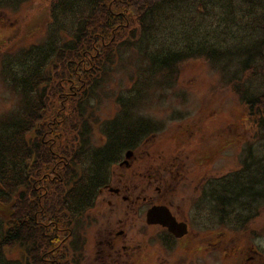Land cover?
<instances>
[{"label": "rangeland", "instance_id": "obj_1", "mask_svg": "<svg viewBox=\"0 0 264 264\" xmlns=\"http://www.w3.org/2000/svg\"><path fill=\"white\" fill-rule=\"evenodd\" d=\"M53 1L12 0L0 7V68L6 53L11 52L14 57L16 52L33 45L43 46L46 52L52 46H56L55 50L67 51L73 45L78 21L90 10V0H86L87 5L84 1L85 5L80 8L83 11L79 9L75 15L62 7L54 13ZM197 1L190 0L182 8L178 5L181 4L179 0H173L158 10L149 32L154 42L151 50L181 49L184 54H189L185 38L190 42L191 39L212 43L218 40L217 44L226 45L235 41L233 33L238 28L234 25L226 28L232 21L228 8L225 10L219 0H203L205 7ZM237 4L234 9L243 20L250 22L251 17L245 10L248 7L240 8ZM257 9L261 10V7ZM257 13L252 14L253 19L257 18ZM133 23L129 27L127 22L119 28L117 34L123 37L124 43L116 44V51L121 49L111 59H100V70L87 88L82 89L79 82H68L63 90L59 79L60 71H63L55 73L56 69L64 67L58 66L56 55L51 54L41 60L38 73L29 75L17 68L18 75H28L27 79L33 85L39 83L37 86L20 87L15 92L8 78L0 74V117L4 114L15 118L24 116L23 108L28 101L38 100L48 85V89L57 93L50 100L53 104L56 98L59 100V94L62 99L73 94L75 99L70 104H81L82 115L75 117L72 109L66 110L70 109L69 102H62L69 107L63 110L57 122L58 131L65 134L66 142L72 139L67 132L76 120L82 127L77 142L80 139L81 143L87 142L83 149L104 146L109 141L105 122L121 114V101L135 95L138 77L145 79L147 72L142 70L149 66L148 56L139 49L143 47L137 42L141 39L139 34L130 33ZM243 34L239 38L248 41L249 36ZM130 38L135 39L133 49L128 48ZM155 53L148 55L158 57ZM134 70H139L138 74H132ZM168 72L172 80H167L165 85L155 84L148 90L147 97L140 100V106L137 105V118H145L155 126L132 148L134 153L128 157L130 166H119V161L126 158L127 149L119 154L118 161L113 159L107 166L110 174L107 183L112 176L110 183L120 189V194L101 188L95 204L78 220L83 247L71 246L70 250L75 257L82 252L80 264H264V256L257 252L264 253L263 201L251 199L247 205L245 197L230 201V195L225 194L228 198H225V211L218 208L217 215L216 211L210 210L214 206L213 199L195 205V198L206 179L230 176L244 166L250 143L254 155L264 156V131L258 130L234 86L227 83L223 73L208 59L185 58ZM259 76L253 79L254 84L261 86L263 75ZM152 80L161 79L159 76ZM53 104H49L48 113H53ZM86 127L88 132L84 130ZM43 130L48 131L49 127ZM85 135L87 139L83 140ZM52 141H56L54 137L45 138L46 146H54L56 142ZM54 153L57 157L58 149ZM85 162L83 164L87 166ZM261 189H264L261 185H255V190ZM155 203L170 205L181 220L187 219L190 224L197 219L199 226L180 241L163 245L162 240H166L164 229L146 222L147 210ZM6 207V204H0V217H6ZM121 229L123 234L118 236ZM5 252V261L23 258L18 246L6 248Z\"/></svg>", "mask_w": 264, "mask_h": 264}, {"label": "trees", "instance_id": "obj_2", "mask_svg": "<svg viewBox=\"0 0 264 264\" xmlns=\"http://www.w3.org/2000/svg\"><path fill=\"white\" fill-rule=\"evenodd\" d=\"M11 1L0 0V7L5 5L4 2L8 4ZM84 1L86 0H54L52 11L55 13L56 9L62 7L73 11L75 15L76 11L85 5ZM172 1L90 0V10L79 19L77 36L67 51H58L55 50L56 46H52V49L46 52L43 46L38 48L33 45L16 52L14 57L11 52L2 57L0 74L5 79L8 78L7 81L15 92L20 87L27 89L28 86L39 84L37 82L33 85V82L27 79L28 75H18L17 68L20 67L21 72L26 71L29 75L38 73L41 60L50 54L56 55L58 66L64 67H57L55 73L62 70L65 74L63 76L60 71L59 79L63 90L68 82H79L82 89L87 88L95 80V73L100 70L102 61L113 58L121 49L116 51V44L124 43L123 37H118L119 28L127 22H134L130 33L135 31L139 34L141 39L137 42L139 46L143 44L139 49L148 56L149 66L142 70L147 72L145 79L138 77L135 95L121 101V114L105 122L104 130L109 141L102 147L83 149L87 142L81 143V139L77 142L82 127L76 120L75 125L69 127L67 132L72 139L66 142L65 134L58 131L60 129L57 120L63 110L69 107L64 103L63 106L62 102L70 104L75 95L67 94L62 99L59 94V100L56 98L57 101L53 104L50 100L56 97L57 93L48 89V85L44 87L38 100L28 101L23 108L24 116L15 118L4 114L0 117V204L7 206L6 217H0V264H80L82 252L75 257L70 250L76 245L77 248L83 247L78 220L87 209L92 208L99 191L109 180V163L113 159L118 161L119 154L124 150H132L144 134L155 126L145 118H137L140 100L147 97L148 90L155 84L165 85L167 80H172L168 77V71L172 70L178 61L204 57L218 67L227 83L234 86V91L246 104L258 130L264 131V0H219L222 7L226 8L225 10L228 8L227 12L232 16L229 18L232 21L227 23L226 28L229 29L233 25L238 28L237 32L233 33L235 41L227 45L220 42L217 44L218 40L215 43L205 40L202 44V41L191 39L190 42L185 38L189 54H184L181 49L166 51L162 48L153 51L150 47L154 42L149 32L153 28L158 10ZM179 1L181 4L178 5L183 8L190 0ZM197 2L204 7L206 5L203 0ZM236 3L240 8L243 5L248 7L245 10L251 17L250 22L243 20V16L234 9ZM257 7H261V10ZM82 9L79 11H83ZM256 11L258 16L253 19L252 14ZM242 33L249 36L248 41L239 38ZM108 38L110 40L106 41ZM132 38L129 39L128 45L131 49L135 48V39ZM153 52H156L158 57L148 55ZM138 72L139 70H134L132 74ZM260 74L263 75V86L254 84L253 78ZM159 76L161 80H152ZM60 100L61 102H58ZM49 104L55 105L53 113H48ZM80 105L70 104V109L66 110L72 109L75 117L81 116ZM46 127H49L48 131L43 130ZM84 130L88 132L87 127ZM47 137H54L56 144L52 141L55 145L47 147ZM82 139H87V136ZM251 144L248 146L250 151L245 163L243 162L244 166L230 176L213 179V186L208 192H204L205 198L214 201L210 210L225 211V194L230 195V201L238 200L240 196L245 197L247 205L251 199L254 202H264V189L255 190V185L264 188V156L258 158L254 155ZM60 146L61 149L58 148ZM57 149L59 153L56 157L54 152ZM83 162L88 165L84 166ZM14 246L22 249V260H3L6 248Z\"/></svg>", "mask_w": 264, "mask_h": 264}, {"label": "flooded vegetation", "instance_id": "obj_3", "mask_svg": "<svg viewBox=\"0 0 264 264\" xmlns=\"http://www.w3.org/2000/svg\"><path fill=\"white\" fill-rule=\"evenodd\" d=\"M127 153H129V157L134 153L133 152V150H127L126 152H125V159H123V160H120L119 161V166H130L129 165V160H128V156H127ZM215 178V177H214ZM212 181V182H211ZM110 182H113V177L111 176L110 177V181H109V183H106L105 185H104V189H108L109 191H111V192H114V193H116V194H120V189H118L117 187H113L112 185H111V183ZM211 182V183H210ZM213 186V180H212V177H211V179H206L202 184H201V187H200V191H199V194H198V196L195 198V205H200V204H202L204 201H206L207 199H208V197L207 198H205V196H204V192H208L210 189V187H212ZM103 189V190H104ZM126 198V197H125ZM154 205H164V206H167L168 208H169V210L171 211V213H172V215L176 218V220L178 221V222H183V223H186L187 224V232L183 235V236H180V237H178L174 232H172V231H170L167 227H164V226H162V225H160V224H150V225H158V226H160L162 229H164V233H165V235H166V240H162V244L163 245H167V246H169V245H171V243H172V241L173 242H177V241H180L181 240V238L182 237H184V236H186L188 233H190V231L193 229V228H197L198 226H199V223H198V221H197V219H194L193 220V222H191V224H190V222H189V220H187V219H185V220H181L175 213H174V211H173V209L171 208V206L170 205H168V204H166V203H155V204H153V205H151V207L152 206H154ZM148 211V210H147ZM219 211V210H218ZM215 215H217V211H216V214ZM217 217V216H216ZM219 217V216H218ZM196 220V221H195ZM147 222V221H146ZM148 224V223H147ZM192 225V226H191ZM194 226H196V227H194ZM199 229V228H198ZM117 234H118V236H120V235H122L123 234V230L121 229V230H119L118 232H117ZM175 244V243H174ZM260 255H262V256H264V253L262 252V251H257Z\"/></svg>", "mask_w": 264, "mask_h": 264}, {"label": "water", "instance_id": "obj_4", "mask_svg": "<svg viewBox=\"0 0 264 264\" xmlns=\"http://www.w3.org/2000/svg\"><path fill=\"white\" fill-rule=\"evenodd\" d=\"M129 157V153H127ZM146 221L148 224H160L174 232L178 237L187 232V224L178 222L167 206L154 205L147 211Z\"/></svg>", "mask_w": 264, "mask_h": 264}]
</instances>
